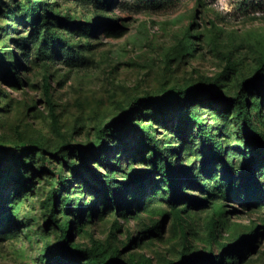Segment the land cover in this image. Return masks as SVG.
Listing matches in <instances>:
<instances>
[{"label":"rangeland","instance_id":"obj_1","mask_svg":"<svg viewBox=\"0 0 264 264\" xmlns=\"http://www.w3.org/2000/svg\"><path fill=\"white\" fill-rule=\"evenodd\" d=\"M237 102L264 136V0H0V264H53L65 223L68 253L102 264H264V159ZM147 134L179 153L188 200Z\"/></svg>","mask_w":264,"mask_h":264},{"label":"trees","instance_id":"obj_2","mask_svg":"<svg viewBox=\"0 0 264 264\" xmlns=\"http://www.w3.org/2000/svg\"><path fill=\"white\" fill-rule=\"evenodd\" d=\"M30 18V17H29ZM28 18V23L31 22V20ZM75 25V24H74ZM76 25H79L77 23ZM11 75V73H10ZM13 77V76H12ZM203 92L196 90V89H190L186 91L182 96L189 97L190 99H193L194 97H198L202 95ZM179 93L169 94L164 98H161L163 104L170 103L172 99L177 100L179 98ZM160 99H153L154 103L159 102ZM237 107V116L236 118L240 120L241 122V130L245 137V139L252 140L256 145V150L260 152L263 156H261V159H264V136L262 132L257 130L254 125L252 124V121L250 119L249 113L246 111V109L243 107L241 102H237L235 104ZM161 111V110H160ZM192 124L196 127V133L203 139V143L209 148L210 152L214 153L217 158H223V148L221 143H219L214 136H212L210 132V128L203 124V122L196 116L191 117ZM147 131V130H146ZM147 133V132H146ZM147 141L148 145L150 147V151L152 152V155L150 156L151 161L154 164V170L158 173L162 181H165L167 184V187L169 188V193L171 194V201L173 203L179 201V200H188L185 195H183L181 184L183 180H186L188 178V170L187 169H177L175 166V160L178 156V152H176L175 149L172 147H168L166 149H163L158 145V141L155 140L150 134H147ZM103 143L99 144L97 148H95L94 156L97 158H100L99 162H101V165H104V160L101 158L102 151L105 147H102ZM248 163L247 166L249 168V178L246 182H244V185L247 186L249 192L251 194L258 193L259 189L261 188L259 180L254 178V166L257 163V161H260L261 159L257 160L254 157V152H250L248 154ZM2 162V160H1ZM93 174L95 175V172L93 171ZM178 179V181H177ZM109 201L111 204L115 205L116 208H119L120 203L116 199V197L113 195L115 192L114 190H109ZM50 202H52V205L54 204V201L56 199V195L52 194L49 196ZM65 202V208H68V199L63 200ZM53 221H55V216H52ZM58 229L62 233V244L60 247L59 255L56 257V259L53 260V264H62L61 258L67 259L68 262H72L75 258V254L83 255L92 257L91 260H94L95 262H91V264H102L101 262H97L100 258V254L98 252H95L93 250H75L72 253H68V251L65 249L67 241L70 237V224L65 223L63 225H57ZM211 261V264H221L220 258H214L211 257L209 259Z\"/></svg>","mask_w":264,"mask_h":264}]
</instances>
